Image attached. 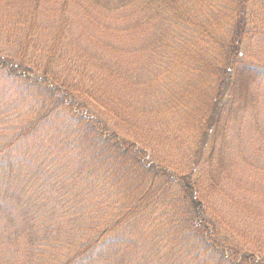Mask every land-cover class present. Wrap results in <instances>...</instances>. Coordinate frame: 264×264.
<instances>
[{
  "label": "trees",
  "instance_id": "obj_1",
  "mask_svg": "<svg viewBox=\"0 0 264 264\" xmlns=\"http://www.w3.org/2000/svg\"><path fill=\"white\" fill-rule=\"evenodd\" d=\"M206 1L22 3L27 11L13 24L20 55L36 44L45 30L39 16L51 9L50 16H58L53 45L76 50L73 67H80L69 72L80 82L59 84L44 73L36 78L27 66L0 56L1 71L43 90L38 108L0 148V264H264L212 238L198 175L212 165L222 170L216 141L226 114L255 99L251 85L264 82V62L247 60L243 51L248 33L257 30L251 22L257 4L211 2L227 28L219 34L200 18ZM263 11L260 6L258 16ZM76 18L79 43L70 38ZM83 44L94 50L88 53ZM132 54L148 59L150 66L142 68L148 73L133 78ZM166 81L172 87L152 112L142 98ZM174 108L196 142L188 172L157 164L141 140L121 132ZM57 109L70 114L65 121L55 116ZM29 139L41 146H26ZM212 174L219 176L208 170ZM216 183L213 176L212 189Z\"/></svg>",
  "mask_w": 264,
  "mask_h": 264
},
{
  "label": "rangeland",
  "instance_id": "obj_2",
  "mask_svg": "<svg viewBox=\"0 0 264 264\" xmlns=\"http://www.w3.org/2000/svg\"><path fill=\"white\" fill-rule=\"evenodd\" d=\"M24 1L26 0H0V56L27 66L34 77H41L44 73L59 84L68 83L75 86L80 79L77 74H70L69 67H80L78 63L76 68L73 67L76 50L71 45L72 49H61L62 45H53L58 16H50L51 9L44 14L41 12L39 16L45 30L38 32L37 36L40 37L36 39V44L31 43L33 48L20 55L13 24L19 12L23 11L24 15L27 11L26 7H22ZM254 1L257 7L254 8L255 15L251 22L257 30L255 31L254 27L253 31L248 33L243 51L247 60L264 62V11L258 16L260 6L264 10V3H261L262 0ZM211 2L216 4V0L206 1L200 18L204 24L218 27L219 34H222L227 29L221 18L223 15L219 14L218 9L212 8ZM212 10L217 13L216 16ZM79 32V20L76 18L70 25V38L73 43H79ZM66 40H69V36ZM143 42L146 43V40ZM83 48L88 50V53H91L90 49L94 50L93 46L87 48L84 44ZM80 52L84 51L80 48ZM196 53L200 51L197 50ZM135 57L134 55L129 58L132 66L137 67L135 74L131 72L133 78L148 73L149 70L143 71L142 68L144 65L150 66L148 59ZM89 58L90 56L87 57ZM178 72H175V75ZM127 73L130 74V70ZM175 75L171 74L170 77L176 78ZM170 84L171 81L156 84L154 92L150 90L147 96L142 98L143 104L152 112L158 110L164 102ZM251 87L256 98H246L241 109L226 114V127L221 130L220 141H216L217 151L219 148L221 150L222 170L213 171L212 165L209 169H200L198 175L202 173L204 178L203 187L207 193L205 216L214 223L212 238L216 241H226L239 252H249L264 260V82ZM42 96L41 86H29L17 77L8 76L4 70H0V148L14 138L31 111L38 108ZM178 113L177 108H174L171 114L157 111L154 113V121L146 123L141 117L138 126H123L121 132L128 138L137 137L136 139L141 140L144 151L157 164L171 167L177 172H188L194 154L193 142L195 146L196 142L187 133L185 122L183 119L180 121ZM68 115L70 114L62 109H57L55 113L61 122L65 121ZM25 144L35 149L41 146L39 140L29 139ZM16 147L17 145H12L10 148ZM211 164H215L214 159ZM208 170L209 173L219 172L218 178L215 174L209 177ZM213 176L217 185L212 189L210 182ZM32 261L34 263L35 260Z\"/></svg>",
  "mask_w": 264,
  "mask_h": 264
}]
</instances>
